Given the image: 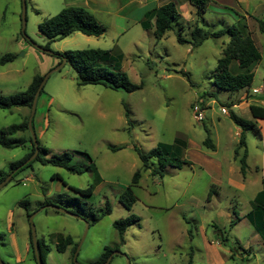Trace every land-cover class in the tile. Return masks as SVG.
Masks as SVG:
<instances>
[{
  "label": "rangeland",
  "instance_id": "rangeland-1",
  "mask_svg": "<svg viewBox=\"0 0 264 264\" xmlns=\"http://www.w3.org/2000/svg\"><path fill=\"white\" fill-rule=\"evenodd\" d=\"M63 3L25 0L22 32L21 0H0V57L6 53L14 55L10 61L0 62L1 95L25 90L35 74L44 75L60 63L38 48L47 42L38 31V24L56 14ZM177 10L181 15V37L188 39L192 27L203 23L193 8L188 12L180 7ZM201 17L214 29L234 24L232 14L212 8ZM101 23L106 27L102 35L74 32L49 42V52L111 50L115 57L111 64L117 62L129 80L141 87L127 92L100 84L78 86L68 62L48 75L32 117L36 139L47 149L46 157L67 151L71 153L70 165L92 163L94 167L78 174L33 161L17 171L0 188V259L6 264H37L29 244L27 251L25 248L29 222L26 210L18 202L27 200V211L33 212L50 199L64 209L76 210L80 218L50 207L35 213L32 220L36 237L49 249L42 248L44 264H75V252L79 264H92L104 246L122 253L114 254L108 264H188L190 258L192 264H264V243L244 217L264 176L263 140H257L252 131L245 134L244 186L229 183L231 179L242 180L239 156L243 150L239 149L235 156L239 127L229 113L253 122L258 130L262 127L259 133L264 135V121L253 119L246 104L263 101L248 100L238 105L245 89L228 92L212 84L210 76L228 36L208 38L192 47L177 41L176 25L157 40L152 29L143 30L139 25H130L129 31L121 35L106 19ZM255 42L260 59L249 67L253 72L250 88L264 87V33L257 31ZM196 104L203 111L200 120L193 117ZM124 105L129 110L130 124L124 116ZM221 107L227 113L221 112ZM29 113L28 108L21 106L0 108V129L21 123ZM27 133L23 135L28 136ZM207 135L215 145L213 150L202 144ZM176 138L188 143L183 151L186 163L180 168L167 166L161 176L141 170L134 187L137 200L126 209L120 195L130 184L133 172L140 168L134 147L148 151L158 142L172 143ZM27 151L22 146L0 145V170L7 171L9 163L22 159ZM74 151L88 154L91 161ZM154 166L158 168L157 164ZM67 186H92V195L81 197ZM210 189L213 193L208 200ZM107 204L109 213L94 222L92 214H101ZM129 214L139 218V226L132 224L119 235L113 222ZM60 234L72 238V244L63 252L56 249L51 237ZM221 236L227 237L224 243Z\"/></svg>",
  "mask_w": 264,
  "mask_h": 264
},
{
  "label": "trees",
  "instance_id": "trees-1",
  "mask_svg": "<svg viewBox=\"0 0 264 264\" xmlns=\"http://www.w3.org/2000/svg\"><path fill=\"white\" fill-rule=\"evenodd\" d=\"M194 9L195 13L200 18L203 25H195L189 32V38L184 39L181 37V25L179 23V14L175 4L172 1L164 3L159 6H153L142 15L140 25L143 29H152L153 35L157 40H160L167 31L176 29V39L179 43H189L192 47L200 45L204 40L208 38H220L224 35L228 36V42L225 44L221 57L217 60V64L212 70L211 78L212 84L220 90L228 92H237L241 89L247 88L251 85L253 80V72L249 67L260 59V53L256 47L250 32L247 29V24L243 16L237 20L234 24L225 25L222 28L214 29L211 24L204 22L203 13H205L210 0H187ZM254 18V17H253ZM257 22L258 30L264 33V20L254 18ZM105 26L96 19V17L82 6H65L61 8L56 14L44 19L38 24V31L43 35L47 41L43 49L48 50V43L57 39L65 38L74 32H80L87 36H100L105 31ZM54 58L57 59V63L65 59L68 62L75 73V81L78 86L89 84H100L110 89H121L127 92L134 91L141 87V84L132 83L127 74L117 67V62L111 64V61H115V57L111 50L100 48H86L77 50H68L63 52H51ZM14 58L11 53H6L0 57V62L4 63ZM182 75L188 78V74L181 70ZM43 74H35L29 85L25 90L8 94H0V108L10 109L12 107H26L30 110L33 95L39 86ZM43 92L41 88L38 96ZM249 112L253 119L264 121V106L259 104H250ZM124 116L127 119V123L130 124L129 110L124 105ZM229 117L240 128L238 145L235 149V156H238V150H242V154L239 156V171L244 176L247 168L246 164V142L245 134L248 131L254 132L256 137H259L260 133L255 124L251 121L245 120L240 116L229 113ZM27 119L21 123L11 124L9 126L0 129V145L4 148H14L22 146L28 149L25 156L17 161L11 162L8 165L7 171L0 170V182L11 172V178L13 175L23 168L30 166L31 162L38 161L41 164H51L53 166H59L67 169L72 173H82L91 167L92 163L86 166L70 165L71 153L64 151L58 155H50L46 157L48 153L45 147H42L37 141L38 154L29 162H25L26 159L33 153L34 145L31 141L30 133L24 136H14L18 132H29L27 128ZM32 122V121H31ZM202 144L213 150L214 144L207 135L202 141ZM186 142L183 139L176 138L172 143L158 142L153 148L148 151H141L137 147H134L139 161L140 168L136 169L132 176L130 184L124 189L120 195V202L126 208L130 209L132 204L137 200L134 193V187L138 185L141 177V170H150L159 173L161 176L162 170L167 166L172 168H180L186 163L183 158V151L185 149ZM113 150L120 149V147H113ZM87 156L89 161L91 158L84 152L74 151ZM156 162V163H155ZM157 164L158 168L154 165ZM93 166V165H92ZM154 166V167H153ZM94 167V166H93ZM100 177L96 175V181L99 182ZM61 181V180H60ZM63 185L66 183L62 180ZM261 189L256 192L251 200V209L244 215V217L253 226L255 232L264 243V177L261 178ZM72 192L79 194L81 197L88 198L92 195L93 187L88 186L86 188H77L73 186H67ZM45 195V189H42ZM213 191L210 189L207 199L210 200ZM52 203L50 199L40 203V207ZM71 204V203H69ZM18 205L26 210V216L28 217L32 212L27 211L28 201L21 200ZM57 205V204H55ZM44 208V207H43ZM109 206L106 205V210L99 215H93V221L99 220L104 214L109 213ZM70 212L78 213L76 210L67 209ZM132 224L139 226V218L134 214H129L124 218H119L113 222V227L117 230L119 235H122L125 230ZM233 222L230 223V226ZM221 234L222 230H218ZM55 240V247L59 252H63L66 247L72 244V238L69 235H57L51 236ZM38 240V239H37ZM227 240L226 236H221V242ZM28 244L32 249L30 228L28 229ZM40 255L44 264V253L42 248L48 251V247L38 240ZM76 245L73 246V252ZM111 248L104 246L103 253L92 264H101L111 252ZM33 255V252H32ZM233 257V253L230 254V258ZM34 258V255H33ZM35 259V258H34ZM188 264H192L191 258Z\"/></svg>",
  "mask_w": 264,
  "mask_h": 264
},
{
  "label": "crops",
  "instance_id": "crops-1",
  "mask_svg": "<svg viewBox=\"0 0 264 264\" xmlns=\"http://www.w3.org/2000/svg\"><path fill=\"white\" fill-rule=\"evenodd\" d=\"M63 1H64L63 7L82 6L86 8L88 11H90L96 17V19L99 20L100 22H102L103 19H106L108 23H110V27L114 31H117L118 34H121V35L129 31L128 29L130 28L128 27L132 24L139 25L141 27L140 21L142 19V16L140 18V14L143 15L144 11H146L147 9L153 6H159L169 1H172L175 4L176 8L180 7L181 9H183L184 12H188L192 8V6L189 4L187 0H63ZM211 8L215 10H219V11H226L232 14L234 23L237 20L241 19V16H243L247 24V29L250 32L251 37L256 45L255 33L259 30L257 27V22L254 18L264 20V0H210V3L208 4L206 11ZM179 16L181 18L180 14ZM129 20L131 21L130 23H129ZM256 47L258 48L257 45ZM244 89L245 91L242 95L244 99L242 100V102L238 103V105H241V104L244 105V102L248 100L249 101L254 100V101H263V103L260 102L259 105L264 106V99H263L264 98V87L250 88L249 86ZM246 104H247V109L249 111V105L254 104V103L247 102ZM231 105L232 106L234 105L233 102ZM204 106H206V104H204ZM202 118H203V111H202ZM259 128H260L259 130H262V127H259ZM239 132H240V128L236 129V134L238 137H239ZM23 133L18 132L16 134L17 136H20V135H23ZM259 135L260 136L256 138L259 141L263 140V145H264L263 132ZM187 145L188 143L186 142L185 149H187ZM263 163L262 165H264ZM241 176H242L241 181L231 179L229 180V183L242 188L244 186L245 178L243 175ZM25 248L27 251L28 250V240H27Z\"/></svg>",
  "mask_w": 264,
  "mask_h": 264
},
{
  "label": "water",
  "instance_id": "water-1",
  "mask_svg": "<svg viewBox=\"0 0 264 264\" xmlns=\"http://www.w3.org/2000/svg\"><path fill=\"white\" fill-rule=\"evenodd\" d=\"M21 15H20V18H21V31L23 32L24 31V26H25V0H21ZM38 47V46H37ZM41 51H45V52H48V53H51L49 52V50H46V49H43L42 47H38ZM63 63H65V59H62V61L53 69L49 70L47 73H45L43 75V78L39 84V86L37 87L34 95H33V99H32V103H31V107H30V113H29V116H28V119H27V128H28V131L30 133V136H31V141L34 145V151L33 153L26 159L25 162H29L31 161L32 159H34V157L38 154V149H37V139H36V136H35V133L32 129V117H33V113H34V109H35V104H36V100H37V97H38V94L41 90V88L43 87L44 83H45V80L47 79L48 75L56 70L60 65H62ZM13 172L9 173L1 182H0V188L2 186H4L11 178V175H12ZM43 207H50V208H53L59 212H62V213H66V214H69V215H72L74 217H77V218H80L79 215L73 213V212H70L68 211L67 209H64L58 205H55V204H47ZM43 207H40L39 209L33 211L29 216H28V222H29V228H30V237H31V244H32V251H33V255H34V258H35V261L37 264H43L42 262V259H41V255H40V249H39V244H38V240H37V237H36V232H35V227H34V224H33V216L35 215V213L41 209H43ZM87 228H88V223L85 222V233L87 231ZM114 254H122L121 252L117 251V250H113L109 253V255L107 256V258L101 263V264H108L109 261L111 260L112 256ZM76 255L77 253L75 252L74 253V256H73V262L75 264H79L77 261H76ZM128 263V261H127ZM0 264H6L5 262H3L1 259H0Z\"/></svg>",
  "mask_w": 264,
  "mask_h": 264
},
{
  "label": "built area",
  "instance_id": "built-area-1",
  "mask_svg": "<svg viewBox=\"0 0 264 264\" xmlns=\"http://www.w3.org/2000/svg\"><path fill=\"white\" fill-rule=\"evenodd\" d=\"M221 112L224 114L227 113L226 109L221 107ZM193 117L196 120H200L202 118V110L198 107V104L193 106Z\"/></svg>",
  "mask_w": 264,
  "mask_h": 264
}]
</instances>
